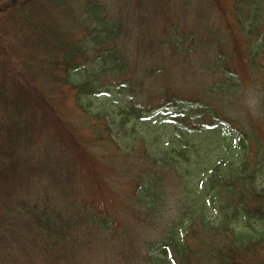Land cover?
I'll use <instances>...</instances> for the list:
<instances>
[{"label":"trees","instance_id":"obj_1","mask_svg":"<svg viewBox=\"0 0 264 264\" xmlns=\"http://www.w3.org/2000/svg\"><path fill=\"white\" fill-rule=\"evenodd\" d=\"M208 1L229 15V37L207 19L200 37L180 30L190 0H130L125 13L104 0H0L11 262L39 247L64 264H264V83L246 93L232 59L238 35L251 70L264 59V0ZM160 8L162 30L135 24V37L131 22ZM135 39L145 55L132 56ZM163 49L200 78L186 87ZM205 49L215 54L193 67ZM241 99L244 114L224 112Z\"/></svg>","mask_w":264,"mask_h":264},{"label":"rangeland","instance_id":"obj_2","mask_svg":"<svg viewBox=\"0 0 264 264\" xmlns=\"http://www.w3.org/2000/svg\"><path fill=\"white\" fill-rule=\"evenodd\" d=\"M107 1V3L109 2V4L112 5L113 9H117L119 7V5L121 4L123 6V12L125 13V11L127 10V8L132 7L134 9H136V5L134 3H131L130 0L129 2H127L126 0H118L116 3V0H104ZM176 1V0H175ZM178 1V0H177ZM190 2H192V7L190 9H184V13L183 16L181 15V20L179 21V26L180 30L185 29L186 31H189L190 33H193L194 36H198L200 37V33L201 29H200V25H198V19L199 22L201 23L202 21H204L205 19L207 20H211L212 24L216 23L218 25H220V27H215V29L217 30V34H219L220 38L222 39L223 37L227 38L229 37L228 34L225 32V24L226 22H230L231 23V19L230 17H228L229 15L227 13L224 14V12L221 14L217 11L214 10L213 6H211L210 2L208 0H190ZM161 10H157L155 13H153L147 20H144L143 22H137L134 20L131 22V27L134 26V32H135V37H137L139 35V33L137 32V28L135 27V24H146V25H151V31L154 29V31L156 32H160L161 26L163 24V19L165 18V13L162 11V8H160ZM137 40V45L134 46L133 52H132V56H137L140 54H144V52L148 51L145 50L144 48V40L142 39H135ZM238 40L241 41L242 45L239 46L237 45L235 48V51L233 53V61H234V69H237L239 72L240 77L242 78V81L244 83V90L246 93H251L252 94V90L258 91L261 88V84L264 83L262 80L264 79V59L262 58L261 55L258 56L257 58V71L251 70V68L249 67V62L247 61V56H246V50H247V43L243 42V36H239L238 35ZM135 43V41H134ZM131 49V48H130ZM242 49L245 51V54H243ZM202 53L200 54H195L194 56L190 57V61L191 65L193 67H198V64L196 62V57H200V56H205V57H209V56H213L215 54V50L214 49H205L201 51ZM161 53H163V55H161ZM161 56H164L165 59L167 60V62L171 63V73L175 76H177V74H182V72H184L185 74V81H186V87L187 86H191L194 82V80H196L198 77L200 78L199 74L197 75L196 73H193L191 71H189V69L187 70V66L183 67L184 64H181L182 62L185 61H181L180 65H178L175 60L173 58L175 57H171L172 54L170 53L169 50H162L159 51V55L157 58H160ZM135 60H143V58H135ZM159 60V59H157ZM195 61V62H194ZM208 76H206L207 79ZM255 82L254 85H250L251 83ZM183 90H187L182 86ZM251 97V95H250ZM244 99L237 101L232 100L231 104H232V108L227 107L224 112H230V115H232L233 113H241L244 114L247 110V106H250L251 102L247 103V100L243 101ZM71 107V106H70ZM219 110V107H218ZM254 121V120H252ZM255 124L259 125L258 129H260L261 133L263 134V123L259 124L257 121H254ZM230 128V126H229ZM225 129H227V127L225 126ZM231 129V128H230ZM86 130V129H85ZM264 137V134H263ZM128 178V177H126ZM171 179V178H170ZM125 186V184H124ZM168 186H171V183L168 184ZM167 186V187H168ZM131 219V218H130ZM0 243L2 244V234H1V239H0ZM2 247H0V264H64V261L62 259H54L53 257H51V255L46 252L43 249H40L39 247L37 248H30V252L28 254L25 253H20L19 251L16 253L15 257L13 258V261L11 262L10 259H8L9 257L7 255H3L2 254ZM49 259L55 260L56 262H50Z\"/></svg>","mask_w":264,"mask_h":264}]
</instances>
